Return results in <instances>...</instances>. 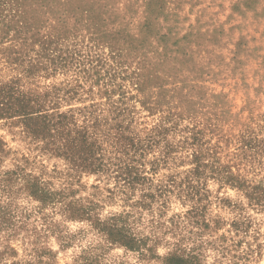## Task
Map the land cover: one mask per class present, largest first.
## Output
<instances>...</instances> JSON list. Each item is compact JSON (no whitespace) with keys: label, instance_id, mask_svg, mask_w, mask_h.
Listing matches in <instances>:
<instances>
[{"label":"rangeland","instance_id":"374dc122","mask_svg":"<svg viewBox=\"0 0 264 264\" xmlns=\"http://www.w3.org/2000/svg\"><path fill=\"white\" fill-rule=\"evenodd\" d=\"M0 264H264V0H0Z\"/></svg>","mask_w":264,"mask_h":264}]
</instances>
